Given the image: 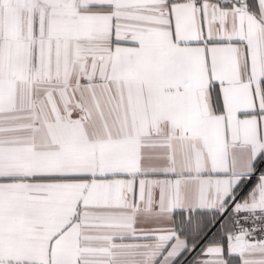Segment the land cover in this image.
<instances>
[{
  "label": "snow or ice",
  "instance_id": "1",
  "mask_svg": "<svg viewBox=\"0 0 264 264\" xmlns=\"http://www.w3.org/2000/svg\"><path fill=\"white\" fill-rule=\"evenodd\" d=\"M0 264H264V0H0Z\"/></svg>",
  "mask_w": 264,
  "mask_h": 264
}]
</instances>
